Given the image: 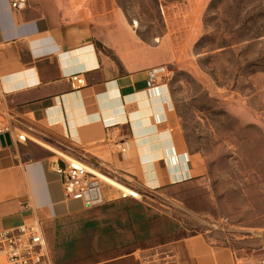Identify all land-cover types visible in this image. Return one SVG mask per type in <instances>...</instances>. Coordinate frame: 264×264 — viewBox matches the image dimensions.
Listing matches in <instances>:
<instances>
[{
	"label": "crops",
	"instance_id": "obj_1",
	"mask_svg": "<svg viewBox=\"0 0 264 264\" xmlns=\"http://www.w3.org/2000/svg\"><path fill=\"white\" fill-rule=\"evenodd\" d=\"M161 65L160 45L117 0H27L23 9L0 0V126L12 141L0 142V232L39 223L52 264H142L158 246L176 264H264V247L242 253L205 233L146 242L144 198L204 173L169 88H147L148 70ZM76 73L85 85L75 89ZM67 157L104 175L101 204L65 197L54 166ZM129 189L139 196H124Z\"/></svg>",
	"mask_w": 264,
	"mask_h": 264
},
{
	"label": "rangeland",
	"instance_id": "obj_2",
	"mask_svg": "<svg viewBox=\"0 0 264 264\" xmlns=\"http://www.w3.org/2000/svg\"><path fill=\"white\" fill-rule=\"evenodd\" d=\"M117 4L149 45H160L162 84L188 149L204 163L198 181L144 198L146 242L205 233L242 253L264 247V0Z\"/></svg>",
	"mask_w": 264,
	"mask_h": 264
},
{
	"label": "built area",
	"instance_id": "obj_3",
	"mask_svg": "<svg viewBox=\"0 0 264 264\" xmlns=\"http://www.w3.org/2000/svg\"><path fill=\"white\" fill-rule=\"evenodd\" d=\"M9 2L12 8L23 9L27 0H9ZM165 75V66L149 69L147 88L156 90L162 84ZM69 81L71 87L75 89L85 85V79L79 73L70 75ZM5 132L11 134L9 126H0V135ZM26 138L25 133H17V141H25ZM115 147L120 153H125L127 150L123 142H116ZM54 170L62 179L66 198L80 200L86 208L103 202L100 178L104 175L83 161L67 157L62 163H57ZM127 195L139 196L138 192L132 189ZM0 264H52L39 223L25 224L0 232ZM142 264H176V262L170 249H161L144 254Z\"/></svg>",
	"mask_w": 264,
	"mask_h": 264
},
{
	"label": "water",
	"instance_id": "obj_4",
	"mask_svg": "<svg viewBox=\"0 0 264 264\" xmlns=\"http://www.w3.org/2000/svg\"><path fill=\"white\" fill-rule=\"evenodd\" d=\"M0 142L3 146L11 145L12 141H11V137L8 132H5L0 135Z\"/></svg>",
	"mask_w": 264,
	"mask_h": 264
},
{
	"label": "bare ground",
	"instance_id": "obj_5",
	"mask_svg": "<svg viewBox=\"0 0 264 264\" xmlns=\"http://www.w3.org/2000/svg\"><path fill=\"white\" fill-rule=\"evenodd\" d=\"M130 193V189L128 191L123 190V194L127 195Z\"/></svg>",
	"mask_w": 264,
	"mask_h": 264
}]
</instances>
